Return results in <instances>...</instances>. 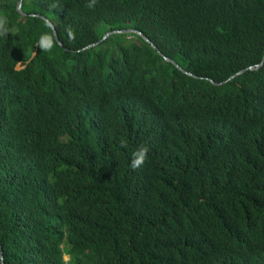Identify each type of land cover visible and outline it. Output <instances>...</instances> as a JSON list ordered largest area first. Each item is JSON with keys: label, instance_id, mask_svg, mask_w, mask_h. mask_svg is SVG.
Instances as JSON below:
<instances>
[{"label": "trees", "instance_id": "16d2710c", "mask_svg": "<svg viewBox=\"0 0 264 264\" xmlns=\"http://www.w3.org/2000/svg\"><path fill=\"white\" fill-rule=\"evenodd\" d=\"M15 2L0 0V264H264V55L246 66L264 0ZM125 26L155 46L96 40Z\"/></svg>", "mask_w": 264, "mask_h": 264}, {"label": "clouds", "instance_id": "9594fccd", "mask_svg": "<svg viewBox=\"0 0 264 264\" xmlns=\"http://www.w3.org/2000/svg\"><path fill=\"white\" fill-rule=\"evenodd\" d=\"M97 4H98V0H86V5L85 6L88 9H90V10H94L95 7L97 6ZM49 7L55 9V8L61 7V5L57 2V0H52V2L49 4ZM127 30H129V29H127ZM65 31H66V33H67V35H68V37L70 39L74 37V35H75L74 30L70 26L66 27ZM8 32H9L8 18H7L6 15L0 14V36H5V35L8 34ZM134 32H136V31H134ZM54 46H55V40H54V35H53L52 32H43V33L40 34V36H39V38L37 40V47H39L42 51L48 52V51H51ZM174 64L176 66H178V67H181L176 61H175ZM253 64L252 65L250 64V65L254 66ZM246 66L247 67H251V66H248V65H246ZM240 68L243 69V67H240ZM183 70L187 72L188 69H183ZM126 146H127L126 142L122 140L121 141V147H126ZM147 153H148V148L146 146H141L138 149H136L132 153V156H131V159H130V167L133 170L142 167V165L145 163V160L147 158ZM0 258H1V256H0Z\"/></svg>", "mask_w": 264, "mask_h": 264}, {"label": "water", "instance_id": "95a60500", "mask_svg": "<svg viewBox=\"0 0 264 264\" xmlns=\"http://www.w3.org/2000/svg\"><path fill=\"white\" fill-rule=\"evenodd\" d=\"M15 8H16L19 12H23V10L20 8V0H16V2H15ZM42 16H43V18H45L46 21L48 22V24H49V26H50V28H51V31H52V33H53V35H54V38L56 39L57 42L60 43V41L57 39L56 32H55V30H54V27H53L52 23L49 21V19H48L46 16H44V15H42ZM125 29H129V30H134V31H136V32H137L138 34H140L145 40H147L152 46H155L154 42L151 41V40L147 37V35H145L141 30H139V29H137V28H135V27H131V26H125V27H120V28H107V29L103 30V32L100 34V36H99L96 40H98L99 38L105 36V35H106L108 32H110L111 30H125ZM92 42H94V41H92ZM92 42H88V43H86V44H90V43H92ZM86 44H84V45H86ZM84 45H83V46H84ZM156 49H157L158 52H160V50H159L158 48H156ZM160 53H161V52H160ZM161 54H162V53H161ZM162 55H163L164 58L169 59L170 61H172L173 63H175V61H174L171 57H169L168 55H166V54H162ZM263 55H264V50H263V52H262V54H261V56H260V59H259L257 62H255V63L253 64L254 66H256V65H258V64L260 63V61L262 60ZM248 66H251V65L248 64ZM240 69H241V68H239V69H237V70H234L233 72L229 73V74L227 75V77L230 76V75H232L233 73L237 72V71L240 70ZM187 72L190 73V71H188V70H187ZM208 78L211 80V77H208ZM0 256H1V253H0ZM0 262L2 263V259H1V258H0Z\"/></svg>", "mask_w": 264, "mask_h": 264}, {"label": "rangeland", "instance_id": "374dc122", "mask_svg": "<svg viewBox=\"0 0 264 264\" xmlns=\"http://www.w3.org/2000/svg\"><path fill=\"white\" fill-rule=\"evenodd\" d=\"M62 256L65 258L66 257V253H62Z\"/></svg>", "mask_w": 264, "mask_h": 264}]
</instances>
